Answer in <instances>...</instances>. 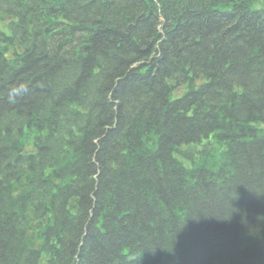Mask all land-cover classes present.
I'll return each instance as SVG.
<instances>
[{
  "label": "trees",
  "instance_id": "trees-1",
  "mask_svg": "<svg viewBox=\"0 0 264 264\" xmlns=\"http://www.w3.org/2000/svg\"><path fill=\"white\" fill-rule=\"evenodd\" d=\"M23 259L264 264V0H0V264Z\"/></svg>",
  "mask_w": 264,
  "mask_h": 264
}]
</instances>
